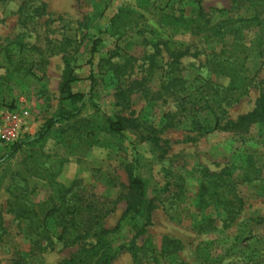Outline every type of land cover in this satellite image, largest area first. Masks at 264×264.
<instances>
[{
  "label": "rangeland",
  "instance_id": "rangeland-1",
  "mask_svg": "<svg viewBox=\"0 0 264 264\" xmlns=\"http://www.w3.org/2000/svg\"><path fill=\"white\" fill-rule=\"evenodd\" d=\"M200 7L208 25L199 17ZM232 7L230 0H203L202 5L189 0L0 1V128L4 113L28 112L22 148L0 166V264H11L14 250L31 252L29 221L11 212L16 197L24 196L22 203L37 210L50 208L73 183L114 209L104 221L107 229L120 227L110 236L111 245L116 249L136 241L145 246L149 253L142 264L149 258L155 264L164 237L181 241L184 248L170 259L160 257L159 264H264V124L242 134L199 132L195 121L209 124L212 117L178 108L177 95L165 87L172 73L164 44L189 51L174 76H203L228 85L229 79L211 71L205 60L226 43L216 36L217 25L223 20L234 24L246 14ZM96 39L100 45L92 54ZM117 53L115 69L104 71V61ZM65 58L78 78L72 93L84 95V107L79 117L56 124L38 139L48 120L74 108L60 93ZM246 76L252 86L228 108L232 120L253 110L264 87V62L254 53ZM132 84L136 90L125 110L116 105L115 94ZM119 116L137 120L140 129L112 135L105 118ZM149 127L159 131L165 156L146 140ZM135 158L156 206L153 225L138 238L136 221L125 213L121 197L128 186L125 167ZM250 165L259 169L260 179L244 183ZM207 171L228 175V199L237 195L242 200L235 220L201 204L202 183L211 181ZM206 221L213 228L207 230ZM54 247L43 254L46 264H59L77 251L61 243ZM112 264L135 262L123 250Z\"/></svg>",
  "mask_w": 264,
  "mask_h": 264
},
{
  "label": "trees",
  "instance_id": "trees-1",
  "mask_svg": "<svg viewBox=\"0 0 264 264\" xmlns=\"http://www.w3.org/2000/svg\"><path fill=\"white\" fill-rule=\"evenodd\" d=\"M202 2L203 0H189L190 4L202 5ZM230 2L233 9H246V14L234 24L223 20L217 25L215 34L226 43L219 51L211 52L205 60V65L209 66L211 71L229 79L227 86L217 85L210 78L203 76L193 78L174 76L180 69L181 60L189 54V51L173 50L168 44H164V49L171 60L168 67L172 73V77L166 82V91L173 96L177 95L178 108L208 113L207 115L212 117V122L209 124L195 121L194 128L199 132L209 133L219 130L242 134L255 125L264 124V87L260 89L252 111L235 120L228 117V108L240 102L250 92L252 80L250 81L246 76V63L251 54L254 53L264 62V0H230ZM35 13H40V7H37ZM199 17L205 20V25L209 24L210 20L207 19L209 16L201 7ZM237 23L243 26L238 27ZM243 29L248 31L242 34ZM251 33L254 37L250 39V47H248L247 38ZM99 45V39L93 41L92 54L98 51ZM117 56L118 53L104 61L102 69L114 70L112 59ZM77 80L71 63L65 58L60 93L62 98L69 101L74 108L62 109L56 118L48 120L39 132L38 139L45 138L56 124L72 121L81 115L84 95L73 94L71 90V84ZM135 90V84L130 85L126 90L120 89L115 94L116 105L125 110L130 109L131 96ZM77 104L80 106L77 107ZM105 125L106 130L114 136H121L125 132L139 130L141 127L137 120L124 116L107 117ZM147 132L150 137L146 140L151 142L162 157L165 156L167 150L162 147L163 141L157 135L159 131L149 127ZM22 145L21 138L14 144L0 147V166L18 153ZM166 145L167 142H164V146ZM138 168L139 159L136 158L125 167L128 186L123 188L121 194L126 201L125 213L136 221L137 238L143 236L147 228L153 225V213L156 209L155 201L148 195L147 181L137 173ZM224 172L215 175L206 172V176L211 181L202 183L201 204L204 207L212 206L216 211H223L227 220L233 221L241 214L242 200L237 195H234L233 199H228L229 186L226 184L228 175ZM259 174V169L250 165L243 174L242 181L251 183L259 180ZM22 198L24 196L16 197L15 207L11 212H14L17 218L29 221L31 252L24 254L14 250L11 264H46L43 254L48 250H54L57 243L63 244L66 248H77L70 259L62 260L59 264H112L123 250L132 255L135 264H142L143 257H148L147 248L139 247L136 241L128 247L122 245L114 249L109 239L120 227L117 226L113 230L104 227V221L114 209L102 202L95 194L82 189L78 183H73L63 190L50 208H47V205L38 206L39 210L35 207L31 208L22 203ZM211 221L210 219L208 222ZM208 222L205 224L207 230H210L213 227ZM183 248L181 241L164 237L161 255L156 259L153 257V262L159 264L160 257L163 256L170 259ZM147 260L146 264L152 262L150 258Z\"/></svg>",
  "mask_w": 264,
  "mask_h": 264
},
{
  "label": "built area",
  "instance_id": "built-area-1",
  "mask_svg": "<svg viewBox=\"0 0 264 264\" xmlns=\"http://www.w3.org/2000/svg\"><path fill=\"white\" fill-rule=\"evenodd\" d=\"M27 115V111H11L3 114L0 128L1 146L14 144L22 138Z\"/></svg>",
  "mask_w": 264,
  "mask_h": 264
}]
</instances>
